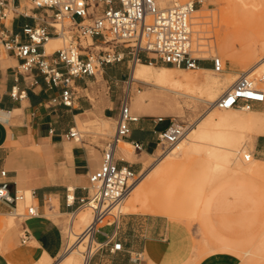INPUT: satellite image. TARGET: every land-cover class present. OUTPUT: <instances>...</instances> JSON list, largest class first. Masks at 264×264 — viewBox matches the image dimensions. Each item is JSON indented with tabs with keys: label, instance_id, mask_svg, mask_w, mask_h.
Returning a JSON list of instances; mask_svg holds the SVG:
<instances>
[{
	"label": "crops",
	"instance_id": "obj_1",
	"mask_svg": "<svg viewBox=\"0 0 264 264\" xmlns=\"http://www.w3.org/2000/svg\"><path fill=\"white\" fill-rule=\"evenodd\" d=\"M18 1L26 5L25 0H10V3L17 4ZM159 3L167 4L164 0ZM28 7L26 10L30 11ZM35 21L31 16L16 15L11 21L10 29L18 32L23 24H34ZM223 41L228 42L227 48L221 52L217 44L216 49L223 59L228 57L234 65L236 55L229 52L232 42L229 38H223ZM244 46L245 52H254L249 42ZM46 51L49 50L46 48ZM124 63L125 71L120 66ZM18 66L19 59L16 56L0 53V165L8 170L10 192L24 190L33 193L38 216L20 219L11 212L10 206L0 205V215L12 217L6 223L0 220V223L9 227L7 230H13L17 225L21 227L25 220L31 234L26 243H22L20 234L16 235L14 231L0 239V264H49L65 251L72 216L81 207V200L90 196L89 175L99 167L103 147L108 139L100 134L83 133L82 140L75 141L68 138L66 133L70 128L79 129V125L86 122L107 120L115 123L122 95L119 82L125 75L128 78L130 70L126 62L104 65L99 74L103 76L105 89L98 83L101 77L90 75L76 78V97L72 106H66L49 103L52 96L60 94V90L48 87L38 70L24 74L19 71ZM169 68L174 66L149 62L133 64V88L141 81L172 91L169 89L172 86L168 80ZM197 69L211 71L212 63L210 60H201L199 67L191 70ZM35 78L37 83L33 82ZM214 86L216 84L211 85ZM13 88H17L18 95H24L13 97ZM225 88L219 94L211 92L212 99L215 100ZM141 93L142 90L136 93L138 98L131 104V110L141 118L131 123L130 135L118 141L116 158L120 164H129L135 170H141L142 175L147 171L145 165L153 153L158 154V148H155L157 133L169 123L168 120L154 122L153 116H168L172 115L167 114L168 112L176 111L167 109L166 114H161L156 112L154 105H136L141 99ZM204 101L209 102L208 99ZM132 140L141 142L142 148H135ZM255 149L264 153V145L260 139L256 140ZM214 195L215 191H212L207 197V204ZM162 200L152 205L151 209L173 216L163 210ZM49 209L55 210L56 214H51ZM69 214L71 218L66 225L64 217ZM165 215L140 210L124 213L115 234L113 225H105L94 234L97 245L88 253L85 264H192L193 236L189 227L184 222L173 221ZM209 227L213 228L226 246L208 252L195 264H242L237 254L227 251L237 249L241 242L225 236L212 224ZM0 234L2 236L1 232ZM118 241L122 243L121 249L113 250L114 242Z\"/></svg>",
	"mask_w": 264,
	"mask_h": 264
},
{
	"label": "built area",
	"instance_id": "obj_2",
	"mask_svg": "<svg viewBox=\"0 0 264 264\" xmlns=\"http://www.w3.org/2000/svg\"><path fill=\"white\" fill-rule=\"evenodd\" d=\"M31 2L28 11L20 1L11 4L10 0H0V53L16 56L21 73L29 74L36 69L48 87L60 90L58 96L50 98L51 105H73L77 92L76 78L96 77L106 64L126 62L129 66L127 86L122 89L114 133L104 144L99 167L89 175L90 196L81 200V205L88 203L92 208L93 223L88 227L92 236L105 225H113L115 234L124 214L119 205L130 195L141 175V170L137 171L129 164H120L116 158L118 141L128 137L131 123L141 118L131 110L135 82L131 78L132 65L149 62L196 69L201 60H210L212 69L221 73L226 69L223 59L218 55L201 56L203 50H197L194 45L192 19L197 3L201 4L200 0L197 3L194 0L175 3L165 8L159 7L156 0ZM16 15L31 16L36 21L34 24L25 23L20 31L13 32L10 26ZM55 36L64 38L66 42L62 47L47 52L45 44ZM33 82L37 83L38 80L35 78ZM11 95L21 97L24 94L18 95L17 88H13ZM263 102L264 91L253 84L245 71H241L232 87L211 105L220 109H251ZM153 118L154 122H169L165 129L157 133L155 148L164 145L166 150H170L190 127L174 115H157ZM66 136L81 141L83 132L70 128ZM131 143L137 149L143 146L137 140ZM251 157L249 153L243 155L246 161ZM30 196L31 202L28 203L26 191L10 192L8 170L0 165V205L10 206L11 212L20 219L38 216V206L33 201L31 191ZM20 204L24 205L23 209ZM20 237L22 243L31 238L25 220L22 221ZM121 247L122 243L118 241L114 242L112 249L120 250Z\"/></svg>",
	"mask_w": 264,
	"mask_h": 264
},
{
	"label": "rangeland",
	"instance_id": "obj_3",
	"mask_svg": "<svg viewBox=\"0 0 264 264\" xmlns=\"http://www.w3.org/2000/svg\"><path fill=\"white\" fill-rule=\"evenodd\" d=\"M157 3L163 0H156ZM166 5L169 6L175 3H185L192 0H164ZM196 3L198 2L197 0ZM24 4L31 6V0H25ZM162 6V5H161ZM202 6L203 8H199ZM199 18L196 17L194 12L193 29L203 31L201 33V42L205 45L201 48L205 51H201V56H214L218 55L223 59L216 46H220V51L223 52L228 42L223 41V38H229L232 42L229 52H233L236 55L234 65L231 64L228 57L223 59V64L227 68L219 73L214 70L195 72L187 68L174 67L173 70H168V74L176 77H188L197 80L193 92L189 86L185 87L187 93H193L197 98H191L190 96H184L175 94L172 91L156 87L153 83H141L137 82L136 86H140L142 93L139 95L140 101H137L136 105H142L143 103L151 104L155 106L156 112L166 114L167 109L174 110V112H168L178 116L190 126L198 122L211 108L210 102L214 101L211 92L219 94L224 89L228 81L226 76L239 74L241 71H245L255 60L264 56V0H202L201 4L197 3ZM197 18V19H196ZM201 20L195 27V21ZM194 39L197 37V33L193 35ZM59 39V46L65 44L64 38ZM222 42V43H221ZM249 42L250 47H253L254 52H245V44ZM110 45H113L111 43ZM106 47H109L106 45ZM111 47V46H110ZM249 47V48H250ZM54 50L52 47L49 51ZM140 63V62H139ZM163 63H157L156 65H162ZM166 65V64H163ZM122 70L125 71L126 64H121ZM209 76V77H208ZM97 77H101L100 82L105 89V82L101 74H97ZM217 78L215 82L216 86H207L205 79ZM250 79L252 76L249 77ZM127 75L120 80V89L126 86ZM207 87L209 89L201 88ZM259 88H264V79L261 82L256 83ZM204 95V96H202ZM138 98L136 91L133 90L131 98V104ZM210 98V99H209ZM203 99V100H202ZM208 99V101H204ZM253 109H259L264 111V103L255 106ZM214 110L223 111L224 108H216ZM240 112L242 109H237ZM196 121V122H195ZM165 124V123H164ZM161 124V126H164ZM264 125V124H263ZM79 130L83 133L100 134L106 138L111 136L115 130L114 121L96 120L94 122H86L79 125ZM236 130L239 131L238 128ZM248 144L243 146L240 152L241 160H232L225 168L212 170L210 177L206 179V183L200 185L199 201L197 203L196 214H177L176 216H168L160 212H154L152 209L140 210L144 213L162 214L169 217L171 220H180L184 222L190 229L193 238V258L192 264L198 262L201 258L206 256L208 252L226 244L210 230V224L214 225L216 229L220 230L225 236L238 240L241 244L237 249L227 250L237 254L242 261V264H264V153H260L255 149V142L260 139L264 145V130L260 127L249 128L245 130ZM154 142H152V145ZM247 146H249L247 148ZM246 149V150H245ZM177 149H175L176 151ZM244 150V151H243ZM164 145L158 147L157 152L150 157L146 163L145 168L149 169L153 164L157 163L162 156L161 153L167 152ZM250 152L252 157L257 160L245 161L242 153ZM254 153V155H253ZM168 154V153H167ZM178 152L170 154L171 156L177 155ZM251 157V158H252ZM168 162H172L173 165L178 166L181 172L188 175H193L200 160H192L190 162L180 161L178 159L169 160L168 158L163 161V165L157 166L148 177L143 181V185H151L153 188L150 203L152 205L160 202L163 199V190L158 183L154 182V175L159 167L166 165ZM169 164V163H168ZM151 181V182H150ZM195 185V183H193ZM215 191L214 198L210 200L209 204H206L207 197ZM28 203L31 199L28 197ZM127 201V200H126ZM163 201V200H162ZM126 203V202H125ZM24 205L20 204V208L23 209ZM163 209V208H162ZM164 210V209H163ZM51 214H56L55 210H50ZM127 213V212H124ZM181 215V216H180ZM71 214L64 217V222L68 224ZM12 217L10 215H0V220L8 222ZM0 239L5 238L13 231L16 235L21 232V227L17 225L13 230H7L9 227L3 224L1 227ZM18 239V238H17ZM66 239L64 233V241ZM19 242V240H17ZM65 245V244H64ZM95 242H93L92 248L94 250ZM88 256L87 252H83V256L78 254H70L64 252L62 256L57 259L51 260L49 264H65L70 262L71 264H83V257ZM31 264V263H30ZM33 264V263H32Z\"/></svg>",
	"mask_w": 264,
	"mask_h": 264
},
{
	"label": "bare ground",
	"instance_id": "obj_4",
	"mask_svg": "<svg viewBox=\"0 0 264 264\" xmlns=\"http://www.w3.org/2000/svg\"><path fill=\"white\" fill-rule=\"evenodd\" d=\"M158 6L161 8L168 7L164 5L161 6L160 3ZM194 12L196 17L199 18V14L197 13L198 10L196 8ZM195 23L196 27L202 22L201 20H196ZM195 31L197 37L196 39L193 37L194 45L197 50H203L201 47L205 44L201 42V38H203L201 33L204 32V30L200 31L198 29H193V35L195 34ZM57 37L58 36H55V38H50L48 40L46 43L47 50H50L52 47H54V49L60 48L59 39ZM89 40L91 41V39ZM224 67L226 68L225 65ZM168 70H173V68H169ZM195 72H202V70L197 69ZM245 72L249 77L252 76L251 80L255 86L256 83L261 82L264 79V56L258 58L251 66L247 67ZM238 75L239 74L226 76L228 84L222 93L232 87V84ZM168 76V80L172 85L169 87L170 90L180 95H188L194 99L197 98L195 94L187 93L185 89V87L189 86L190 90L193 92L195 87L198 86L196 84L197 80L188 77L174 78L171 75ZM215 82H217V78L205 79L207 86L214 85ZM133 90H135L136 93H139L141 88L135 87ZM262 90L264 91V88ZM212 102L213 101L210 102L211 108L206 111L205 115L198 122L195 121L196 123L189 127L185 136L176 144V146L167 152L161 153L163 157L140 175L139 181L133 187L130 195L119 205L122 212L151 209L152 204L150 203V197L153 188L151 185H143L142 181L149 176L153 168L162 164L164 160L168 158L169 160L178 159L180 161L190 162L196 159L200 160V162L193 175L177 172L179 167L173 165L172 162H168L169 164L167 163L164 166H162V164L154 175V182L158 183L163 190V194H161V196L163 195V201L161 204L164 205V210H166L168 214L173 216L181 213L191 216L195 215V207H197L199 196L202 194L199 190L200 186H202L200 184L206 183L205 181L212 170L223 169L232 160H241L239 155L241 149L243 146L245 147L248 145L245 130L254 127H260L264 130V111L253 108L242 109L240 112L236 111V108H224L223 111H218L214 110L215 107L211 105ZM236 128H238L239 131L236 130ZM248 147L249 146H247V148ZM175 149L177 150L175 151ZM175 152H178V154L175 156L170 155ZM250 152L245 151L242 153V156L248 153L250 154ZM251 159L254 161L257 160L254 159V157L249 160ZM193 183H195V185ZM26 193L28 197L31 198L30 191H26ZM30 217L33 216H26V218ZM71 221L72 223L70 229H68L69 232L67 233L68 241H66L67 245L64 252L81 256H83V252H87V254L92 252V245L95 240L94 236H92V232L88 230L89 225L93 223L91 205L88 203L82 204L73 214ZM2 226L3 224L0 223V229H2ZM210 230L216 235L213 228H210ZM87 257V255L83 257V264L86 263Z\"/></svg>",
	"mask_w": 264,
	"mask_h": 264
},
{
	"label": "trees",
	"instance_id": "obj_5",
	"mask_svg": "<svg viewBox=\"0 0 264 264\" xmlns=\"http://www.w3.org/2000/svg\"><path fill=\"white\" fill-rule=\"evenodd\" d=\"M169 65V64H168Z\"/></svg>",
	"mask_w": 264,
	"mask_h": 264
}]
</instances>
